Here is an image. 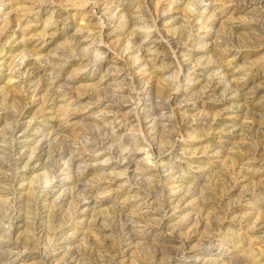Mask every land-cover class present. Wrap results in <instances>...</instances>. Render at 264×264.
I'll use <instances>...</instances> for the list:
<instances>
[{"label":"rangeland","instance_id":"obj_1","mask_svg":"<svg viewBox=\"0 0 264 264\" xmlns=\"http://www.w3.org/2000/svg\"><path fill=\"white\" fill-rule=\"evenodd\" d=\"M0 264H264V0H0Z\"/></svg>","mask_w":264,"mask_h":264}]
</instances>
